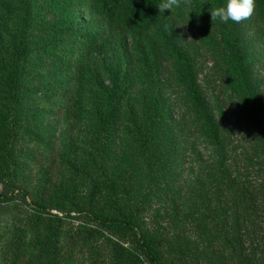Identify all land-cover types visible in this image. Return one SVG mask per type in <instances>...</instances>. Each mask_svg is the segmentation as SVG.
Returning <instances> with one entry per match:
<instances>
[{
    "label": "rangeland",
    "instance_id": "374dc122",
    "mask_svg": "<svg viewBox=\"0 0 264 264\" xmlns=\"http://www.w3.org/2000/svg\"><path fill=\"white\" fill-rule=\"evenodd\" d=\"M36 5L27 26L30 45L22 62L14 139L8 154L9 181L25 195L15 192L10 200L0 202V264H128L120 258L125 254L122 248H133L130 234L97 225L81 212H117L104 182L100 194L94 198L88 194L89 175L106 160L131 170L130 190L139 217L161 235L162 264H239L234 260L237 251L245 250L249 242L254 246L241 264H264V196L259 212L239 210L232 226L226 220H230L229 214L217 208L216 199L222 196L211 191L204 171L208 158L216 153L206 146L204 132L197 128L187 103L188 78L174 69L176 54L171 57L155 48L146 34L138 49V40L131 35L96 30L99 23L88 13L86 2L37 0ZM188 8L182 6L184 11ZM199 25L179 13L171 19L167 32L177 49L189 50L192 76L213 108L226 162L243 172L253 148L244 104L217 64L214 28L203 30L210 38L206 42L200 40ZM237 26L240 45L249 47V53L243 55L263 98L264 24L255 20L254 13ZM79 27L94 28L96 42H72V33ZM108 64L119 66L126 76L120 78L125 84L116 115L104 132L103 95L86 88L81 72L84 67L93 69L98 79L108 83ZM155 100L157 111L152 110ZM161 114L165 122L152 142L157 156L135 179L132 165L145 151H141V140L150 121ZM170 123L176 138L172 137L173 153L168 158L164 151L171 139L165 130ZM70 161L87 175L71 174ZM201 178L204 183H199ZM183 197L191 198L188 210L183 209ZM35 202L43 210L38 211ZM54 228L57 238L52 244L49 232ZM232 232L243 236L242 242L233 245L236 251L222 237ZM141 261L146 264L143 258Z\"/></svg>",
    "mask_w": 264,
    "mask_h": 264
},
{
    "label": "trees",
    "instance_id": "16d2710c",
    "mask_svg": "<svg viewBox=\"0 0 264 264\" xmlns=\"http://www.w3.org/2000/svg\"><path fill=\"white\" fill-rule=\"evenodd\" d=\"M37 0H0V202H6L12 198L15 192H20L24 197L25 191L16 189L9 181L11 174L10 159L8 157L10 146L14 139V121L17 118L16 106L20 92V73L22 62L26 59L30 41L27 36L28 22L32 12L37 11ZM79 3H87L88 13L95 17L99 26L98 31L115 30L122 34L131 35L138 43L135 48L140 49L139 41L143 35H149L154 42V47H159L164 52L174 57V69L188 78L186 82L187 103L195 116L197 128L204 132L203 136L206 146L214 150L216 155H210L204 166L205 176L211 191L222 197H218L217 208L222 214L230 216L227 218L229 226L237 222L238 211L259 212L261 210L260 199L264 196V97L260 95V87L251 70L246 63L249 53L247 44L240 45L239 28L236 23L229 21L224 24L220 21H211L210 8L226 6L227 0H191V7L186 11L181 8L172 11L165 10L160 13L158 5L162 0H78ZM185 14L188 18L199 22L202 27L200 40L208 42L209 35L203 30L213 27L217 35L216 55L217 64L221 65V71L227 80V84L244 104L246 122L252 133L253 148L251 154L244 163L243 172L235 169L226 162L227 156L222 151V141L217 120L209 99L204 95L195 77L192 76L194 63L189 50L177 45L171 40L167 26L171 23L174 15ZM41 17V20H44ZM95 20L93 21L94 23ZM255 20L264 24V0H256ZM49 27H53L49 25ZM94 28L79 27L72 33L71 40H81L90 45L97 40V31ZM247 52V53H246ZM82 58L85 55L81 54ZM108 83L98 79L95 71L84 67L81 76L85 79L86 88L92 87L98 90L104 98V110L102 112V128L106 131L107 125L113 122L117 108L120 104V90L123 89L121 76H126L117 65H106ZM125 79V77H123ZM126 80V79H125ZM83 83V82H82ZM157 100L152 103V110L157 111ZM165 122V116L158 115L150 121L142 143L145 149L142 155L136 156V162L132 165L135 169L134 178L137 179L147 164H151L157 156V151L152 142L158 136V127ZM171 125V123H170ZM173 126L165 132L169 134L170 145L164 155L168 158L173 153L172 137L176 138ZM163 137V136H162ZM150 138V141L147 140ZM151 153V155H150ZM223 153V155H219ZM169 162V161H168ZM146 164V165H145ZM137 166V167H136ZM68 170L75 176H86V171L75 162L68 163ZM89 175V196L94 198L100 194L101 181L107 186V196L110 201L118 207L115 214L89 213L87 209L81 212L91 221L102 227L124 231L130 234L133 248H122L125 252L120 262L128 264H141V258L146 264H162L163 244L161 235L148 226L140 218V209L134 204L133 191L130 190L132 182L131 170L122 164H115L106 160ZM199 183H204L203 178ZM226 195H229L228 197ZM190 197H183V209L190 207ZM36 209L43 210L42 206L35 202ZM232 217V218H231ZM264 221V214L262 215ZM183 223L182 225H185ZM253 226V223L250 222ZM57 228V227H56ZM56 228L50 230L49 240L55 244L57 238ZM264 238V233H263ZM225 242L232 251H236L233 245L243 241V236L232 232V235H222ZM250 244L245 250L237 251L238 259L235 262L241 264L247 260V254L254 246ZM170 250H175L173 246ZM120 256V255H119Z\"/></svg>",
    "mask_w": 264,
    "mask_h": 264
},
{
    "label": "clouds",
    "instance_id": "9594fccd",
    "mask_svg": "<svg viewBox=\"0 0 264 264\" xmlns=\"http://www.w3.org/2000/svg\"><path fill=\"white\" fill-rule=\"evenodd\" d=\"M184 7H191V0H162L157 6L160 13L165 10H173ZM256 9V0H227L226 6H218L210 8L211 21H220L227 24L229 21L241 23L244 20L250 19ZM187 24V23H186ZM183 24V25H186Z\"/></svg>",
    "mask_w": 264,
    "mask_h": 264
}]
</instances>
